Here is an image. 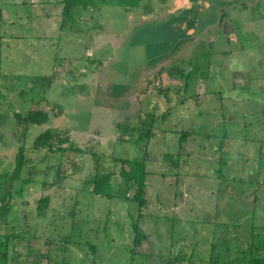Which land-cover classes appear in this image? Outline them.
I'll use <instances>...</instances> for the list:
<instances>
[{"label":"rangeland","instance_id":"374dc122","mask_svg":"<svg viewBox=\"0 0 264 264\" xmlns=\"http://www.w3.org/2000/svg\"><path fill=\"white\" fill-rule=\"evenodd\" d=\"M62 9L0 0V264L263 258L264 0ZM35 106L47 124L16 118ZM48 130L67 152L36 148ZM123 159L144 165L143 207ZM98 170L123 198L91 192Z\"/></svg>","mask_w":264,"mask_h":264},{"label":"trees","instance_id":"16d2710c","mask_svg":"<svg viewBox=\"0 0 264 264\" xmlns=\"http://www.w3.org/2000/svg\"><path fill=\"white\" fill-rule=\"evenodd\" d=\"M117 2L120 5L124 6H136L140 0H61V4L63 6L61 16L63 18L62 25L66 24V22L74 23L77 21V18L75 16V9L82 8V9H88V8H94L99 6L100 4H107L109 2ZM16 118L19 121H24L25 124H39V125H45L49 122L50 115L49 113L43 109L42 107L35 106L31 108L26 117H23L19 114H15ZM141 124H144V121L141 122ZM147 132H150L149 130ZM58 134V133H56ZM54 133L51 130H48V132L40 134L37 136V143L36 148H45L47 147L48 151L51 153H57V152H67L69 149H63L59 145H62L66 142H68V138L65 136L63 138H60L59 135L56 136L57 139V145L54 143ZM116 172V170H115ZM115 172L108 171H96L94 174V177L90 181V190L93 194L98 195L100 197H108V198H123V196L117 192L114 193V188L116 187V184H118L116 180ZM119 177L123 179L125 183L132 182L134 186H136L137 190L136 193L132 196L133 201L137 202L142 207L144 206V192H145V177L146 172L144 169V165L142 163H137L129 160H120L119 161ZM115 178V180H114ZM115 182V183H114ZM119 191L120 188H119ZM127 198V196H126ZM48 198H42L40 200V206L39 209H45L48 206ZM141 207V208H142ZM133 232H134V238H133V246L134 248H137L141 245V243L146 240V235H144L137 224L132 225ZM135 251L131 250V253L134 254ZM181 259L179 262L182 263ZM247 264H264V257L259 258L255 257L252 258Z\"/></svg>","mask_w":264,"mask_h":264},{"label":"water","instance_id":"95a60500","mask_svg":"<svg viewBox=\"0 0 264 264\" xmlns=\"http://www.w3.org/2000/svg\"><path fill=\"white\" fill-rule=\"evenodd\" d=\"M153 89L156 91V93L158 94V88L156 87V85L153 86Z\"/></svg>","mask_w":264,"mask_h":264},{"label":"crops","instance_id":"0c3cea01","mask_svg":"<svg viewBox=\"0 0 264 264\" xmlns=\"http://www.w3.org/2000/svg\"><path fill=\"white\" fill-rule=\"evenodd\" d=\"M243 7H244V5H243Z\"/></svg>","mask_w":264,"mask_h":264}]
</instances>
